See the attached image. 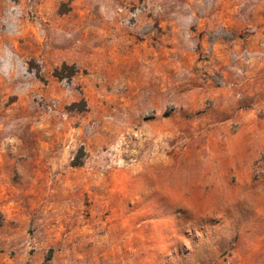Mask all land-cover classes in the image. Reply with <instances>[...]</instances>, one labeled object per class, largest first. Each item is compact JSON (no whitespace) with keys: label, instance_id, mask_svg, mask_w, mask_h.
I'll return each instance as SVG.
<instances>
[{"label":"rangeland","instance_id":"374dc122","mask_svg":"<svg viewBox=\"0 0 264 264\" xmlns=\"http://www.w3.org/2000/svg\"><path fill=\"white\" fill-rule=\"evenodd\" d=\"M4 51L37 89L3 110L0 264H264V0H0Z\"/></svg>","mask_w":264,"mask_h":264},{"label":"crops","instance_id":"0c3cea01","mask_svg":"<svg viewBox=\"0 0 264 264\" xmlns=\"http://www.w3.org/2000/svg\"><path fill=\"white\" fill-rule=\"evenodd\" d=\"M90 40H92V38ZM92 47L93 51L86 57H84V55L80 52L79 49L73 48L68 51H65V56L62 60L68 65L71 64L81 66L86 62V65L91 67L97 66L96 68H98V60L100 59L97 58V53L99 48H94V46ZM52 49L53 48L51 46L49 52H46V56L44 55L43 57L47 58V62L49 64H57L55 60L52 59V57L54 58L55 56L54 52H56L54 51L55 49ZM11 52L8 53L4 51L2 55L0 54V127L6 125V118H4L3 110L4 107L6 108L7 96L16 92L19 95L17 102L21 101L25 102V104H28L30 102V99L27 95H29L30 89L31 92H36L37 89L35 80H33L36 79L35 77H33L35 75L27 71V66L25 62L18 54H14L13 52ZM41 52L42 51H40V53ZM15 80L16 82H14ZM15 83H18V85ZM15 85L17 86L15 87ZM29 85H32L33 87L30 88ZM26 97H28V99L25 100L24 98ZM9 108L7 107V110Z\"/></svg>","mask_w":264,"mask_h":264},{"label":"built area","instance_id":"2783aa9c","mask_svg":"<svg viewBox=\"0 0 264 264\" xmlns=\"http://www.w3.org/2000/svg\"><path fill=\"white\" fill-rule=\"evenodd\" d=\"M12 9L15 10V7H12ZM16 10H17V8H16Z\"/></svg>","mask_w":264,"mask_h":264},{"label":"trees","instance_id":"16d2710c","mask_svg":"<svg viewBox=\"0 0 264 264\" xmlns=\"http://www.w3.org/2000/svg\"><path fill=\"white\" fill-rule=\"evenodd\" d=\"M65 66H67V65H65Z\"/></svg>","mask_w":264,"mask_h":264}]
</instances>
